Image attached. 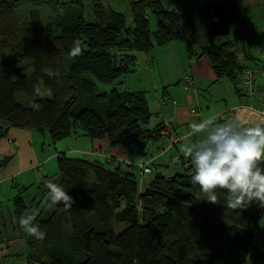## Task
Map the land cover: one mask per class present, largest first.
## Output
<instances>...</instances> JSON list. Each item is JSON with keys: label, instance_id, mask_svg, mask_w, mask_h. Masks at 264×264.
I'll list each match as a JSON object with an SVG mask.
<instances>
[{"label": "trees", "instance_id": "obj_1", "mask_svg": "<svg viewBox=\"0 0 264 264\" xmlns=\"http://www.w3.org/2000/svg\"><path fill=\"white\" fill-rule=\"evenodd\" d=\"M25 2L56 3L0 0V54H16L0 59V138L10 128L47 130L53 143L80 134L130 153L134 144L157 141L164 124L149 126L152 113L144 91L96 86L133 72L155 46L173 42L182 43L189 58L205 56L215 80L229 78L238 91L237 73L243 68L238 49L231 41H216L227 37L238 19L229 0L188 11L167 10L160 0H134L131 25L122 13L101 5L95 6L92 22L69 16L43 25L31 11L23 27L16 9ZM148 12L156 20L153 32ZM77 46L80 52L74 53ZM28 67L26 80H13L12 74ZM16 94L31 97V105L17 102ZM182 166L183 172L172 176L156 174L140 191L134 172L62 153L57 174L41 181L27 203L21 191L13 198L14 217L32 215L45 233L40 240L25 231L33 250L29 259L40 264H264L261 205L232 209L220 189L216 203L208 202L191 182L192 166L188 161ZM51 184L67 191L70 201L51 200ZM120 224L126 228L116 233Z\"/></svg>", "mask_w": 264, "mask_h": 264}, {"label": "crops", "instance_id": "obj_2", "mask_svg": "<svg viewBox=\"0 0 264 264\" xmlns=\"http://www.w3.org/2000/svg\"><path fill=\"white\" fill-rule=\"evenodd\" d=\"M229 1L237 9L238 18L245 22L242 34H245L246 39H248L247 41L249 42L245 46L237 48L238 59L243 68H245L248 66L244 65L240 58L257 61V58L251 53L252 41H261L260 46L255 50L256 53L264 48V0ZM205 2V4L216 5L226 2V0H206ZM252 9L262 10L259 12V15L261 16L260 19L263 21V25H260V29L259 25L253 29L251 27L253 22L250 19L251 24L249 27L250 29H253L250 30L247 26L250 22L249 19L246 18L244 21L245 12H250ZM249 30L251 31L250 35ZM227 38L228 41H231L232 43L234 42L230 36H227ZM181 45L183 44L180 42H173L165 46H155L152 52H150L149 60L151 69L150 73H154L155 71L159 72V85L163 87L161 92L162 97H169L170 93L173 92L174 95L176 93L178 100L177 102L172 100L173 106H171L166 112L162 113L161 111V114L164 115H162L161 121L157 122L155 126L160 123H169L172 130V136L181 138L178 143H181L183 140L185 141L188 137L193 138V140H198L199 135L193 136L191 134V125L209 118L215 120V116L222 111L220 110L209 113L199 111V107L197 106L193 107L195 104H198V102L200 103V99L196 93L198 85L201 88V86H204L205 82H209V80L211 82H216V80L208 59L205 56L189 58L185 46ZM181 50L187 55L186 61L178 59L179 57L177 54H180ZM260 63L262 64V62ZM259 68L260 69H256L258 72L261 70V66ZM186 71V74L191 76L193 80V86H188L182 82V87H172L173 80H181V74ZM258 81L261 83V81H263V76L259 75ZM121 83L125 85L123 81ZM156 86L157 84L155 85V88ZM207 87L208 85H205V88ZM170 88L172 90H169ZM237 92L238 91H236V93ZM155 97L157 98L158 96ZM252 98L253 97L250 96L246 99L250 102ZM240 100L241 99H233L228 106L234 108L238 106V104L241 105L242 102H239ZM157 104L161 108L166 106L164 99H158ZM148 107L151 112V107L149 105ZM159 112L160 111L158 110L157 114ZM174 122H176L178 126H181L179 133L172 128ZM184 128L185 131L182 132ZM50 139L51 138L46 136L45 132H40L34 129L15 128H10L6 136L0 138V225H2V227H6V219L8 218L7 212L11 210L9 205L13 201V198L20 191L27 193L34 192V189H37V186L41 181L47 177L55 176L57 174V159L62 153L69 156L75 154L77 157H80L81 155L84 159L97 160L106 163L111 168L119 167L122 171L133 172L132 169L125 168L119 163L120 158L132 162L130 151L126 148L111 146L106 139L90 140L83 135L74 134L63 139L62 142L60 140L59 144H53V146L50 143ZM178 143L172 146L168 145L167 148L163 149L156 155H148L153 157L154 161L152 167L155 166L154 163H159V165H157L158 168L156 174H160L164 177L174 175L177 171L175 168L171 167V165L176 158L178 159L180 153L184 155H179V159L181 158V164L184 161H188L191 166L190 158L187 157L182 150L183 146L188 142H182L181 151L175 147ZM174 147L177 152H175L176 150ZM144 156L145 158L147 157L145 154ZM108 159H110V162H107ZM179 159L178 161H180ZM34 166L38 167L36 171L33 169ZM150 181L151 180L146 177L138 179L139 190L143 191ZM5 202L6 206L4 205ZM261 207L264 209V206ZM14 234L15 235L10 236L0 233V264H40L29 259L28 256L30 253H33V250L28 246L25 236H21L20 233ZM27 249H29L30 253H27L28 251L26 252Z\"/></svg>", "mask_w": 264, "mask_h": 264}, {"label": "rangeland", "instance_id": "obj_3", "mask_svg": "<svg viewBox=\"0 0 264 264\" xmlns=\"http://www.w3.org/2000/svg\"><path fill=\"white\" fill-rule=\"evenodd\" d=\"M55 1L56 3L54 2V4L51 6L47 4H33L30 2H25L21 4L16 9V15H17L20 25L23 27L29 25V13L31 11L38 12L40 21L43 25L51 24L55 20H58L63 17H69V16H81L86 22H92L94 21V8L96 5H101L105 9H110V10H114V11L122 13L126 18V24L127 25L132 24L131 15H130V3L131 1H134V0H55ZM205 1L206 0H160L163 8L167 10L176 9V10H181V11H188L191 9H198V8L202 9L207 5L205 4L206 3ZM261 11L260 9H256V10L252 9L250 10V12L246 11L244 14V17H245L244 21L246 20V18L249 19V21L251 19V21L253 22V25L251 27L254 29L255 27H258L259 25V29H260V25H263V21H261L260 19L261 16L259 15V12ZM148 20H149L151 32L155 31L156 20H155L154 15L151 12H148ZM251 21L249 22V24H247L249 29H250L249 26L251 24ZM244 24L245 22H243L240 18L236 19V21L232 24L230 34L228 35V37L230 36L231 39L234 41L233 42L234 48L236 49L242 46H245L249 42L247 41L248 39H246L245 34H242ZM253 29H250V30H253ZM250 30H249V35L251 34ZM227 39H228L227 37H219L216 39V41L222 42ZM260 44H261V41H258V40L252 41L251 53L253 56L257 58V61H253L251 59L247 60V59L240 58V60L243 62L244 65L255 68V69H260L259 68L261 66L260 62L264 60L263 58L257 57V53L255 52V50L260 46ZM177 56L179 57L178 59L182 61L187 60L186 59L187 55L182 50L180 54L179 53L177 54ZM15 57H16V54L10 51H4L3 53L0 54L1 60L13 59ZM149 60H150V52L144 58L142 57L139 60H137L133 72L128 73L116 79L111 84L98 83L96 87L99 91H110L113 87H116L120 90L130 89L131 91L132 90L133 91L135 90L144 91L146 100L148 102V105L151 107V113H152L150 121H149V126L154 127L157 122L161 121V117L162 115H164V114H161V111L162 113L166 112L167 110L170 109L171 106H173L172 100H174L175 102H177L178 100L176 97V93L174 95L172 91L169 97L168 96H164V98L162 97L161 92L163 90V87L159 85V82H160L159 80L160 75H158L159 72L155 71L154 73L152 72L153 74L150 73L151 69H150ZM24 64L26 63L25 62L22 63L21 66H23ZM31 71H32V68L28 67L24 69L23 71H21L19 74H12L13 80L14 81H24L30 76ZM186 73L187 71L181 74V80L177 81L174 79L172 87L174 88L175 86L182 87V82H183L182 78L183 76L186 75ZM122 81L125 83V85L121 83ZM156 84L157 86L155 88ZM205 85H208V87L205 88ZM169 90H172V89L170 88ZM196 93L198 94L200 103L198 102V104H195L193 107L197 106L199 107V111L209 112V113L222 110L221 112L217 114V116L220 113L231 109V107L228 106V104H230V101L233 99H241L239 101V102H242L241 104H251L252 106L256 108L262 107L261 102L258 99L257 93H254L252 95L253 98L249 102L246 99L249 96H247V94H243L240 92L236 93L233 83L230 81V79L226 77H223L216 82H211L209 80V82H205L204 86H201V88L198 85V87L196 88ZM44 96L49 97L50 96L49 92L44 91ZM155 96H158V97L156 98ZM158 99L159 100L164 99L167 107L165 106L166 108L165 107L161 108L157 104ZM16 100L23 106H30L32 103V98L24 94H16ZM158 110L160 112L157 114ZM172 128H174V130L177 133H179L181 126H178V124L174 122ZM184 131H185V128L182 130V132ZM43 132H45L46 136L50 138V135L47 130ZM174 138H177V137H174ZM186 141L189 143L194 140L193 138L188 137L186 138L185 141L183 140L182 142H186ZM182 142L178 143L175 146L178 150L181 149V144H183ZM50 143L53 146V144L54 145L59 144L60 141H56L53 143L50 139ZM168 145H169L168 139L161 138V137L157 141L148 142L145 147H141L140 144H134L132 146L133 150L131 151V155H130L132 159L131 163L133 164L142 163L145 159L144 154L147 156L150 154L156 155L160 153L163 149L167 148ZM175 147L174 149L176 150ZM175 152H177V150ZM179 155L184 156L182 153H180ZM179 155H178V159L180 157ZM72 156L77 157V155L75 154H72ZM80 157L82 156L80 155ZM178 159L176 158L174 163H172L170 160V162L172 163L171 167L176 169L177 171L176 173L183 172V166L180 160L181 158L179 159L180 161H178ZM154 164L155 166L151 167L153 169L150 174L145 175V176H140L138 173H136L137 180L141 179L142 177H146L152 180L153 177L156 175V170L158 168L157 165H159V163L157 162ZM36 193H37V189H34V192H29V193L22 192L21 195L23 197L24 202L27 203L31 199V197H33ZM4 205L6 206V202L4 203ZM9 206L11 207V210L7 212L8 218L6 219V227H2V225H0V229H1L0 233H4L10 236L15 235L14 233H20V235L23 236L25 233V230L19 223L20 219H16L13 215V210H14L13 201L10 203ZM260 211L261 212H260L259 224L264 229V209L263 207L260 208ZM125 228H126V225L120 224L118 226H115L114 230L116 233H118ZM263 240H264V237H263ZM40 248L41 247H39L38 250H40ZM26 252L30 253L29 249H27ZM248 264H251V263H248Z\"/></svg>", "mask_w": 264, "mask_h": 264}, {"label": "clouds", "instance_id": "obj_4", "mask_svg": "<svg viewBox=\"0 0 264 264\" xmlns=\"http://www.w3.org/2000/svg\"><path fill=\"white\" fill-rule=\"evenodd\" d=\"M79 52L75 47L74 53ZM191 134L199 135V139L185 144L182 150L191 160V182L199 186L204 200L215 204L220 189L232 209L254 202L264 206V120L244 126L236 118L224 122L209 118L193 123ZM49 188L51 200L70 201L60 186L51 184ZM33 220L28 215L19 223L27 234L43 240L45 233Z\"/></svg>", "mask_w": 264, "mask_h": 264}, {"label": "built area", "instance_id": "obj_5", "mask_svg": "<svg viewBox=\"0 0 264 264\" xmlns=\"http://www.w3.org/2000/svg\"><path fill=\"white\" fill-rule=\"evenodd\" d=\"M257 57L263 58L264 60V48L260 49L257 52ZM259 75L263 76V81H261V83L258 81ZM182 81L188 86H193V80L188 74L183 76ZM236 81V88L238 92L247 94V96L249 97L252 96L254 93H257L258 99L261 102L262 107L256 108L252 105L241 104L220 113L216 117V121L224 122L226 120L236 118L244 126H250L258 121L264 120V68H261L260 72H258L255 68H242L237 73ZM159 134L161 138L168 139L169 146L175 145L181 140V138H174L172 136V130L169 123L164 124V127L160 129ZM153 161V157L151 156H147L142 163L138 164H133L127 159H119V163L121 165H123L125 168L132 169L135 174L138 173L140 176H145L152 172L151 167ZM107 162H110V159H108ZM184 167L186 168L187 166L185 165ZM33 169L34 171H36L38 167L34 166Z\"/></svg>", "mask_w": 264, "mask_h": 264}]
</instances>
